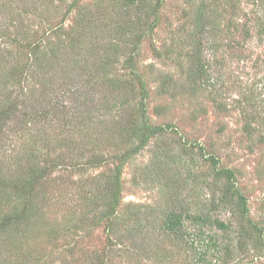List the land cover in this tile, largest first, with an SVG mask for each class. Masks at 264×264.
<instances>
[{
    "label": "rangeland",
    "instance_id": "obj_1",
    "mask_svg": "<svg viewBox=\"0 0 264 264\" xmlns=\"http://www.w3.org/2000/svg\"><path fill=\"white\" fill-rule=\"evenodd\" d=\"M13 180L0 264H264V0H0Z\"/></svg>",
    "mask_w": 264,
    "mask_h": 264
},
{
    "label": "trees",
    "instance_id": "obj_2",
    "mask_svg": "<svg viewBox=\"0 0 264 264\" xmlns=\"http://www.w3.org/2000/svg\"><path fill=\"white\" fill-rule=\"evenodd\" d=\"M0 187L2 188V190L7 189V190H3L4 193L6 192L5 194H3L2 190H0V193L2 194L0 198L6 197L9 203L11 205L13 204L11 206L12 214L7 215L6 218H3V220L0 223V233H5L7 232L9 227L17 229L19 227V224H21V220L23 222V217L27 214L25 206H27L26 194H28V192H24L23 185H21L16 180H13L11 182L9 181V183L7 184L2 183L0 184ZM116 196L118 195H115L114 197L116 198ZM6 198L4 199L6 200ZM19 200L24 201L25 204L23 207L22 204L19 202ZM18 203L21 204V207H18L17 205ZM171 222H173L172 224H174L176 220Z\"/></svg>",
    "mask_w": 264,
    "mask_h": 264
}]
</instances>
